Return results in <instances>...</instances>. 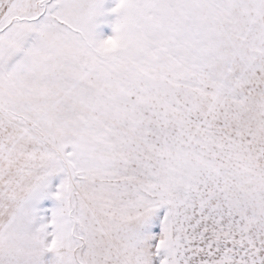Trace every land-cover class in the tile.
Instances as JSON below:
<instances>
[{
	"label": "snow or ice",
	"instance_id": "snow-or-ice-1",
	"mask_svg": "<svg viewBox=\"0 0 264 264\" xmlns=\"http://www.w3.org/2000/svg\"><path fill=\"white\" fill-rule=\"evenodd\" d=\"M102 4L0 0V264H264V0Z\"/></svg>",
	"mask_w": 264,
	"mask_h": 264
},
{
	"label": "rangeland",
	"instance_id": "rangeland-1",
	"mask_svg": "<svg viewBox=\"0 0 264 264\" xmlns=\"http://www.w3.org/2000/svg\"><path fill=\"white\" fill-rule=\"evenodd\" d=\"M116 0H103L102 7L103 9L107 12L109 11L112 7L115 6ZM107 22H101L97 28V33L98 35L103 38L110 36L112 34V28H111V22L114 21L115 17L114 16H108L105 18ZM62 179V175L54 176L50 178V190L55 191V188L58 186L60 183V180ZM55 206V202L51 199H46L41 202L40 207L43 209H51ZM46 215H50V212L46 213ZM50 255H47L45 259H49Z\"/></svg>",
	"mask_w": 264,
	"mask_h": 264
},
{
	"label": "clouds",
	"instance_id": "clouds-1",
	"mask_svg": "<svg viewBox=\"0 0 264 264\" xmlns=\"http://www.w3.org/2000/svg\"><path fill=\"white\" fill-rule=\"evenodd\" d=\"M103 39H106V37H104ZM122 46H123L122 40L114 39L111 43L104 44L99 54L102 56L115 55L120 51Z\"/></svg>",
	"mask_w": 264,
	"mask_h": 264
}]
</instances>
